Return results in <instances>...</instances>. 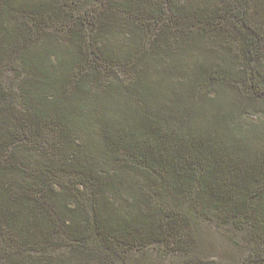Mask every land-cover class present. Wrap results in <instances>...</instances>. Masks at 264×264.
<instances>
[{
  "label": "trees",
  "instance_id": "1",
  "mask_svg": "<svg viewBox=\"0 0 264 264\" xmlns=\"http://www.w3.org/2000/svg\"><path fill=\"white\" fill-rule=\"evenodd\" d=\"M150 245L264 264V0H0V264Z\"/></svg>",
  "mask_w": 264,
  "mask_h": 264
},
{
  "label": "rangeland",
  "instance_id": "2",
  "mask_svg": "<svg viewBox=\"0 0 264 264\" xmlns=\"http://www.w3.org/2000/svg\"><path fill=\"white\" fill-rule=\"evenodd\" d=\"M123 77L129 78L130 72H123ZM195 225L198 233V247L195 250L199 256L237 263L249 248L242 237L222 229L208 216L197 217ZM125 254L126 261L120 260L116 264H179L182 259L178 255L167 254L163 247L154 245L147 246L145 250L127 248Z\"/></svg>",
  "mask_w": 264,
  "mask_h": 264
}]
</instances>
